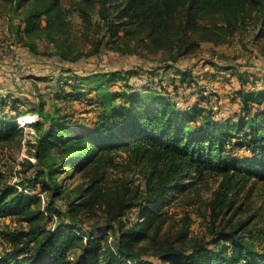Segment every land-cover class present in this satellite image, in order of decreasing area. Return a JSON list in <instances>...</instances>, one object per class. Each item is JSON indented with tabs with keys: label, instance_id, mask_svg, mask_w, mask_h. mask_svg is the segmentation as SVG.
Listing matches in <instances>:
<instances>
[{
	"label": "rangeland",
	"instance_id": "1",
	"mask_svg": "<svg viewBox=\"0 0 264 264\" xmlns=\"http://www.w3.org/2000/svg\"><path fill=\"white\" fill-rule=\"evenodd\" d=\"M79 1H62L69 36L62 38L64 43L59 40L56 45L43 32L26 37L25 8L17 9L16 0H0V95L17 98L20 110L25 112L16 118L20 133L0 142V189L8 185L17 191L25 186L28 193L32 189L28 185L36 171L31 165L38 163L34 153L39 131L31 123L40 116L38 105H42L43 113L54 114L72 124L90 126L103 111L98 99L105 94L104 90L108 95L121 91L119 82L96 88V79L84 81L83 85L67 79L69 82L65 84L68 76L57 75L58 67H72L74 72L84 74L138 67L157 70L166 66L157 72L153 70L155 74L150 79L144 75L143 78L127 76L133 89L169 95L180 106L199 101L202 107L214 111L216 118L226 117L238 109V103L232 101L233 88L238 84L234 80L227 83L224 80L229 78L222 75H216L218 78L213 80L216 70L209 63L248 64L252 69L264 71V36L259 35V13L254 7L240 11L232 25L217 15L215 19L202 20L205 27H198L187 35L184 26L188 1L173 0L174 11L164 15L158 29L154 30L153 23H149L129 28L127 33L120 32L119 38H113L91 5L85 7L88 20L81 17ZM41 25H45L44 20ZM30 45L45 53L68 50L80 60L70 65L55 57L36 56L29 52ZM182 70L190 71L194 86L180 82ZM38 77L48 80H38ZM261 86L260 82H254L248 88L254 90ZM120 100L116 98L114 102ZM71 158L69 152L50 149L49 159L43 166L51 171L61 194L53 193L52 189L42 191L37 180L33 193L39 197L37 207L43 215L32 225L23 216H0V250L8 252L13 248L2 243V233L28 230L33 225L49 231L67 223L63 214L50 213L49 203H56L57 211L68 215L69 202L78 205L88 199V187L98 178H101L100 192L92 197L93 204L86 209L79 207L73 220L85 242L89 234L98 235L102 231L107 235L106 245L117 249L119 230L140 229L145 236L127 244L128 250L153 264H170L160 258L169 248L189 252L195 245L210 240L211 230L245 223V229L255 232V240L264 250V177L253 178L245 185H237L232 179L230 186L222 187L221 176L207 173L159 211L155 222L144 221L140 207L124 210L116 221L113 215L118 206L114 203L142 202L146 197V179L151 166L146 162L128 161L127 154L121 151L115 158L119 164L115 169H105L99 160L83 169L75 168V163L69 162Z\"/></svg>",
	"mask_w": 264,
	"mask_h": 264
},
{
	"label": "trees",
	"instance_id": "2",
	"mask_svg": "<svg viewBox=\"0 0 264 264\" xmlns=\"http://www.w3.org/2000/svg\"><path fill=\"white\" fill-rule=\"evenodd\" d=\"M62 1L16 0L17 9L25 8L24 35L30 37L43 32L56 45L64 40L62 38H67L69 27ZM187 1L184 26L187 35L198 27H205L202 20H212L217 15L232 25L240 11L254 7L259 13V35L264 36V0ZM174 4L173 0H80L78 11L84 20H88L85 7L91 5L111 36L119 38L120 32L127 33L129 28L149 23H153L154 30L158 29L164 15L174 11ZM28 50L36 56L58 58L64 64H76L80 60L68 50L45 53L31 45ZM209 65L216 70L213 80L218 78L216 75H222L229 78L224 80L227 83L235 81L238 84L233 88L232 96L238 109L226 117L216 118L215 112L202 107L199 101L180 106L169 95L133 89L127 75L141 78L144 75L150 79L156 69L138 67L79 74L72 67H58L57 75L68 76L65 84L69 82L67 79L79 85L96 79V88L108 82H119L121 91L108 95L104 90L105 94L98 99L103 111L98 121L90 126L72 124L54 114L43 113L42 105H38L40 116L31 123L39 131L34 153L38 163L31 165L36 171L28 185L32 189L30 193L26 192L25 186L22 191L10 185L0 189V216H23L30 225L37 221L43 215L37 207L39 197L33 193L37 180H40L42 191L52 189L53 193L61 194L60 186L52 180L51 171L43 166L53 147L72 154L69 162H74L75 168L83 169L96 160L102 161L105 169L118 168L115 158L120 151L127 154L128 161L146 162L151 166L146 179V197L142 202L114 203L118 206L113 215L116 221L124 210L140 207L144 221L155 222L159 211L207 173L221 176L222 187L230 186L232 179L237 185H245L253 178L264 177V71L241 63ZM162 67L168 68H158ZM180 75L181 83L194 86L190 71L182 70ZM254 82H260L262 86L250 90L248 85ZM57 94L61 95L60 91ZM116 98H120V102L115 103ZM24 114L17 98L0 95V142L20 133L16 118ZM100 182L101 178L92 182L88 187L90 196L82 203L69 202L71 214L64 215L57 211L56 203H49L50 213L63 214L67 223L49 231L33 225L28 230L2 233V243L13 248L8 252L0 250V264H153L128 250L127 244L145 236L141 235L140 229L119 230L116 233L117 249L106 245L107 235L102 231L98 235L89 234L85 242L82 233L76 230L74 216L79 207L86 209L93 204L92 197L100 192ZM35 205L36 210L32 209ZM210 235V240L195 245L189 252L169 248L160 258L170 264H264V250L256 242L255 232L245 229V223L211 230Z\"/></svg>",
	"mask_w": 264,
	"mask_h": 264
}]
</instances>
